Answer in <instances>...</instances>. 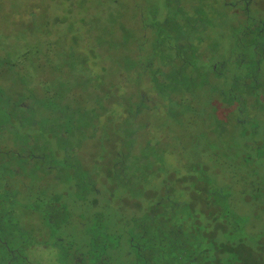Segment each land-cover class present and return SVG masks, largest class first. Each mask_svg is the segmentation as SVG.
<instances>
[{"label": "trees", "instance_id": "16d2710c", "mask_svg": "<svg viewBox=\"0 0 264 264\" xmlns=\"http://www.w3.org/2000/svg\"><path fill=\"white\" fill-rule=\"evenodd\" d=\"M245 1L249 2L247 7L242 4ZM255 1L198 0L199 4L194 5L193 3L189 13L185 14L177 5L179 1L170 0V7H167L168 3L165 2V9L170 10L167 9L168 11L164 12L162 18H158L159 20L153 21L151 24L143 23L141 11L138 10L136 13L138 22L135 26L138 32L135 30L133 40L135 43L137 42V48L144 50V57L142 59L139 55V60H136L135 56L129 54L131 56L129 57L128 54L122 53L123 56L118 59L121 61L119 64L126 65V62L129 61L130 66L129 69L118 68L114 72V84H121L119 82L127 80L134 84H128L129 91L127 92H123L121 87L115 86L113 89L115 104L124 93H129V102L125 106L122 105L121 108H115L112 112L110 111L115 105L114 100L110 101L107 95L102 97L100 94L102 91L96 87L93 88L94 84L92 83L84 90L79 89L78 93L75 89L66 87L65 84L62 86L61 80L53 85H47L45 82L42 84V78L46 71L55 72V77H59V73L63 71L62 67H55L52 57L45 53L47 48L56 49L55 42L48 37H42L43 44L33 48L36 62L33 84L31 69L27 70L25 67V58L30 53V49L24 47L15 57L8 56L0 49L1 75L7 76L8 82L22 84L25 92L20 101L27 100L35 105L33 113L43 109L45 116L47 112L51 115L49 118L53 122V126L49 128L50 137L58 143L61 152L64 151L63 154L67 156H63L61 159L54 157L52 164L62 166L65 162V177L67 175L69 179L75 178V187L78 188L81 185V178L77 174L79 167L83 168V165L78 162L79 155L74 157L73 151H79L78 154H82V152L81 142L78 141L74 145L71 142L72 137H69L70 133L73 131L89 132L92 135L88 133V136L84 135L82 140L92 141L100 129L102 119L107 114L109 115L106 119H109L110 114L114 116L116 129L122 132L124 142L129 141V145L113 155L108 174L115 186L122 184L124 186L130 183L133 192L135 191L129 201L127 196L129 186H126L125 194H122L123 198L121 197L122 207L118 209L115 198L111 197L114 200L112 203L116 206L115 219L118 224H124L123 231H119L118 234L121 237L126 235L123 242L127 254L132 258L131 264H187L192 257H197L196 247L201 243L200 241L214 242L215 240L214 233L210 232L208 227L199 223L198 220H191L196 217V210L205 211L207 214L212 213L218 217L238 215L230 205L229 192L223 189L224 184L229 182L228 177L226 179L221 177V181L218 182L215 176L213 178L210 174L208 175L209 172L218 170L213 169L211 163L217 167V159H221L223 163L227 162L228 153L231 151L237 153L233 160L234 164L238 168L239 166L243 168L240 178L244 184L239 183L244 186L243 192H246L243 197L246 200L254 201V204L258 205V209L260 206L262 209L264 208V175L246 169V165L250 164L251 166L254 161L264 160V93H262L264 91V21L254 18L252 15ZM217 5L222 8V11H225V15L229 16V19L233 20L232 30L237 31L232 37L233 50L228 58L235 70V75L230 77H227V61L221 59L207 65L206 60H203L202 57L208 55V52L200 48L207 43V39L202 38L201 35L205 34V30L216 27V24L212 23L210 19L212 15H217V12L220 11L217 9ZM67 10L68 14H73L74 10L70 6ZM29 16L33 19V12H30ZM54 22L59 25L65 24V21H61L59 18H55ZM117 26L116 32L119 33L118 38L121 37V40H119V44L117 42L114 44L117 47L120 46L119 48L127 47L128 28L123 24ZM70 33L71 31L68 32L66 43L71 46L69 48L75 51L83 41L69 40ZM97 44L99 45L100 41ZM129 48L131 49L130 46ZM74 56L67 54L66 58ZM94 61L95 59L91 60V62ZM64 71L69 75L75 72L68 65ZM101 71L105 79L106 72L103 68ZM77 79L82 81V84H88V82L94 81V76L84 70L78 73ZM66 84L69 82L67 81ZM143 84H147V86L144 87ZM214 84H220L219 88H214ZM131 85L133 86L130 87ZM30 86L32 88L41 87V89L43 87L40 94H34L36 99H32L34 96L30 94L32 93V88H28ZM74 93L80 100L79 106L77 103H70ZM152 100L161 103L159 106L161 111L170 116V121L177 126L178 130L179 128L187 129V127L190 130L197 128L195 132H183V136L187 138L189 144L200 139L199 136L205 140L212 134L214 139H218L217 146L210 145L211 142L204 144L207 151H212V160L207 162L208 164L204 161L190 160L187 167L180 170L178 168V171H166L154 166L158 159L154 148L150 147L149 150L143 152L139 151L140 149H135L136 135L141 137L145 128V125L139 126L136 121L144 116V112L150 108ZM74 101L77 102L76 95ZM18 103L14 106L17 112L23 110L27 114L32 111L31 104H28V108L24 109L18 107ZM224 103L228 109V118H225L226 115L222 110ZM246 104H250L249 108ZM4 106L6 105L3 104ZM246 111L260 114V120L257 121L258 123L256 122L257 125L254 121L250 123V119L244 117ZM54 114L57 115L53 117ZM181 115H186L182 123L180 122ZM2 116V125L3 119L9 123H29L28 126L36 132L39 130L41 135L44 134L43 127L47 125L37 117H23L17 121L15 114L5 112V110ZM49 118L47 117V119ZM3 127L6 128L7 124ZM3 127V134L12 128L10 126L3 130ZM247 129H251L252 132L247 133ZM150 135L152 136V133ZM27 136L32 137L25 135L26 139L20 144H28ZM156 137L159 136L156 135ZM251 137L255 139L251 140ZM173 140H175V136L172 137L170 144L172 152L178 154L186 150L180 139H176L177 144L180 143L178 147ZM16 143L18 142L16 141ZM164 147L169 148V145L165 144ZM145 176L146 184L144 186ZM258 179H262L263 182L257 181ZM86 183H88L87 180ZM95 188L93 184L92 187L87 185L83 191L86 193L92 189L94 195L89 198L92 204L97 206L95 198L97 188ZM143 194L148 198L144 208L142 207ZM192 197L198 204L193 202ZM85 200L87 199L85 198L84 202ZM142 210H145L146 213L142 214ZM78 219L81 220L78 226L82 227L84 241L69 244L61 238H55L51 245L61 251V257L64 259L57 262L59 264H108L110 259L105 255L106 248L104 246L106 245L104 242L108 234L111 233L109 228L104 226L100 231H105L108 228L107 232H102L98 236L92 227L97 220L94 216L83 215ZM47 221L49 225L52 222L54 224L60 222L57 217ZM54 226L58 227V225ZM197 226L200 227V230ZM220 230H222L221 226ZM263 238L264 235H259V241ZM38 246L42 247V245ZM27 249L23 245V241H20L17 246L10 247L8 242L0 236V264H33L25 255ZM229 250L231 248H228ZM235 253L239 254L236 257H241L239 250L235 249ZM151 259L156 261L152 262ZM215 259L219 260L218 254H215ZM247 260L244 263H247ZM255 260H258L259 264H264V260L260 257H256Z\"/></svg>", "mask_w": 264, "mask_h": 264}, {"label": "rangeland", "instance_id": "374dc122", "mask_svg": "<svg viewBox=\"0 0 264 264\" xmlns=\"http://www.w3.org/2000/svg\"><path fill=\"white\" fill-rule=\"evenodd\" d=\"M176 1H179L177 5L185 14L189 13L193 3L194 5L199 4L198 0ZM165 2L168 3L167 7H170V0H0V49L10 57H15L24 47L30 49V53L25 58V67H27V70L31 69L33 84L36 63L34 49L43 44L41 41L42 37L46 36L55 42L56 49L47 48L45 53L52 57L54 66L62 67L63 71L59 73V77H55V72L46 71L42 78V84L45 82L47 85H53L61 80L62 86L65 84L66 87L75 89L76 93H78L80 92L79 89L84 90L92 83L94 84L93 88L96 87L102 91L100 93L102 97L107 95L110 101L114 100L115 104L113 94L115 86L121 87L123 92H127L129 91L128 84H134L128 80L119 82L121 84H114V72L118 68L121 70L129 69L130 66L129 61L124 65L119 64L121 61L118 59L123 56L122 53L133 55L136 60H139V55H141L142 59L144 57V50L137 48V42L135 43L133 40V35L138 32L135 27L138 22V14L136 13L140 10L143 23L151 24L153 21L159 20L158 18H162L165 11L170 10L168 8V10L165 9ZM202 5L205 4L202 3ZM68 6L74 10L73 14H68ZM217 6L220 11L217 12V15H212L210 19L212 23L216 24V27L205 30V34L201 35L202 38L207 39V43L200 48L208 52V55L202 57V59L206 60L205 63L207 65L221 59L227 61V77H230L235 75V70L228 58L233 50L232 37L237 31L232 30L231 23L233 20L225 15V11H222L219 5ZM34 9L36 10L35 12L32 11ZM30 12H33V19L29 16ZM252 15L254 18L264 21V0L255 1ZM55 18L65 21V24H56L54 22ZM120 24L128 28L126 36L127 47H123L125 51L114 44V42L118 43L121 40V37L118 38L119 33L116 32V27ZM135 30L137 31L135 32ZM70 31L69 40L74 39L75 42L83 41L77 46L75 51L69 48L71 46L66 43V40H68L67 35ZM98 41H100L99 45L97 44ZM67 54L75 56L67 59ZM130 55L129 57H131ZM92 59H95V61L91 62ZM67 65L70 69L75 70L73 74L69 75L68 72L64 71ZM102 68L106 72L105 79L101 71ZM84 70L94 76V81L82 84V81L77 79L78 73ZM1 74L0 63V95H2L4 105L9 103V106L6 105L3 108L5 112L17 113L15 109L11 111L12 103L15 106L21 100L24 88L20 83L8 82V77H3ZM67 81L69 84H66ZM57 85L61 86L60 84ZM143 85L144 87L147 86V84ZM219 86L220 84H214V88H219ZM104 89L105 92H103ZM38 91L39 89L35 87V92L37 93ZM124 94L117 100L118 102L116 101L117 104H113L114 106L110 112L115 108H121L122 105L128 104L129 93ZM75 95L77 102L74 101ZM74 97L70 103H77L79 106L78 95L74 93ZM26 105H28L26 100L20 104V106ZM246 105L249 108L250 104ZM159 106H161V103H156L152 100L151 106L145 110L144 116L136 121V124L139 126L145 125V128L141 137L136 135L135 149H140L139 151L143 152L149 150L150 147L154 148L158 154L157 163L154 166L157 169L161 168L166 171H178V168L180 170L187 167L190 160L204 161L208 164L207 162L212 160V151H207L204 148V144L205 142H211L210 145L215 144L217 146L219 144L218 139H214L212 134L206 137L205 140L199 136L200 139H196L195 142L193 141L189 144L187 138L183 135L188 131L195 132L197 128H191L190 130L187 127V129L179 128L178 130L177 126L170 121V116L166 112L163 113ZM108 115L100 122V129L94 140H82V137L84 135L88 136L89 132L73 131L69 135V137H72L71 142L74 145L78 141L81 142L82 154H79L78 162H81L83 168L79 167L78 170L77 176L81 178V185L78 188L74 186L75 178L69 179L66 175L65 183L61 187L60 183L56 185L57 188L53 184L46 183L35 191L38 178L34 168L27 174V178L30 180L29 189L31 194L27 195L26 192H20L15 189L14 187L17 185L16 179H13L11 183L12 189L0 187V236L8 242L10 247L17 246L20 241H23V245L28 248L25 255L28 256V259L33 264H59L57 261L64 260L61 257V251L51 245L55 238H61L63 241L69 242V244L83 242L82 227L78 226L81 223L78 218L83 215L87 217L94 216L97 219L92 227L98 236L102 233L100 230L104 226L109 228L111 233L108 234L104 242V245H106L104 246L106 248L105 255L110 259L108 264H131L132 258L127 254V249L123 242L126 235L124 234L121 237L118 234L119 231H123L124 224H118L115 219L116 206L112 203L114 200L111 197L115 198L118 209L122 207L121 199L123 198L122 194H125L126 186H129V193L127 190L129 201L135 191L133 192V187L130 183L124 186L123 184L115 186L110 178L111 176L108 174L113 155L119 150L122 151L123 148H127L129 141L124 142L122 132L116 129V122L113 120L114 116L110 114L109 119H106ZM185 116L181 115V123ZM35 117L38 120L42 119L45 124L49 120L50 125L53 126V122L50 118L47 119L43 109L37 110ZM53 117H55V114ZM244 117L249 118L250 123L254 121L255 124L260 120V114L252 111H246ZM10 123L3 119V126L7 124V127H3V130L12 126L11 130L4 132V136L2 135L0 142L3 145H13L17 140H22L25 135H32L33 133V130L28 126L29 123ZM150 133H152V136ZM34 134L36 136L37 132L34 131ZM89 134L92 135L91 133ZM156 135L159 137H156ZM173 136H175V140H173L175 145L177 144L176 139H180V142L186 147L184 152L177 154L171 151L170 144ZM37 140L35 144L41 145L47 150L57 149L58 143L52 137L47 138L39 134ZM165 144H168L169 148L164 147ZM179 145L180 143L177 144V147ZM236 154L233 151L229 152L227 162L224 163L221 159H217V167L211 163L213 169L218 170L215 172L211 171L208 175L210 174L213 178L215 176L218 182L221 181V177L225 179L228 177L229 182L224 184L223 189L229 192L231 197L230 205L238 215L234 217H218L212 213L207 214L205 211L196 210L195 216L197 218L193 217L191 220H198L199 223L208 227L210 232L214 233L215 240L214 242L200 241L201 243L196 247L197 257H194V260L191 263L187 262V264H259L258 260H255L256 257L264 260V238L259 241V235H264V208L262 209L260 206L258 209V205L254 204V201L246 200L243 197L246 192H243L244 186L239 184H244L240 178L243 168L240 166L238 168L234 164L235 161L233 162V160ZM246 169L257 171L264 175V160L254 161L251 166L250 164L246 165ZM3 171H5V168L0 164L1 175ZM88 173L90 174L87 176ZM86 180L88 183H86ZM257 181L263 182L262 179ZM92 184L93 187L97 188H95L97 190V193H95L97 206L93 205L89 198V196L94 195L92 189L86 193L83 191L87 185L92 187ZM145 184L146 176L144 186ZM1 185L2 182L0 180ZM143 191L146 192L145 190ZM48 192L61 193L57 198H53L58 203V209H60V212L58 211L57 213V219L60 220L58 224L52 222L49 225L47 221L48 216H52V211L46 206L43 196ZM62 192L66 194L60 200ZM145 194L142 196L143 208L148 199ZM27 198L32 200H26ZM85 198L87 200L84 202ZM107 198L109 200H106ZM191 199L198 204L195 198L192 197ZM145 213L146 211L142 210V214ZM54 225H58V227ZM220 226L222 230H220ZM197 227L200 230V227ZM202 230L204 231V229ZM40 240L42 241L41 243L38 242ZM38 245H42V247L39 248ZM228 248H231V250L228 251ZM235 249L239 250L241 257H236L239 254L235 253ZM215 254H218V261L215 259ZM154 260L151 259L152 262ZM246 260L247 263H244Z\"/></svg>", "mask_w": 264, "mask_h": 264}, {"label": "flooded vegetation", "instance_id": "af4514ba", "mask_svg": "<svg viewBox=\"0 0 264 264\" xmlns=\"http://www.w3.org/2000/svg\"><path fill=\"white\" fill-rule=\"evenodd\" d=\"M248 1L242 2V4L247 7L248 6ZM32 88V86L28 87ZM39 91L37 94H40L41 87H38ZM25 92V91H24ZM264 93V91H262ZM24 94V93H23ZM28 94V93H27ZM31 95L36 94L35 88H32V93ZM49 96V95H48ZM37 97H33L32 99H36ZM0 141L2 138L3 131H2V115H3V102H2V95H0ZM24 101V100H23ZM27 101V100H26ZM22 101L18 103V107H22L24 109L28 108L29 105L26 106H20ZM28 104H31L29 101H27ZM9 106V103L6 104ZM14 109V105L12 103L11 111ZM31 109L32 113L27 112L24 113L23 110H19L17 113H11L15 114V117L17 121H19L23 117H35V113L33 111L35 110V105L31 104ZM222 110L224 111L226 117L228 118V109L226 108V105L224 103V106L222 105ZM57 115V114H55ZM46 116L49 118L51 115L49 113H46ZM18 124V123H16ZM50 122L48 120L47 125H45L42 129L44 132L45 137H50ZM227 128V127H226ZM228 129V128H227ZM252 132L251 129H247V133ZM40 134L39 130L36 134L38 137ZM61 135V134H60ZM59 135V137H60ZM32 137L27 136L28 139V144H20L21 141L25 140L26 138H23L22 140H17L18 143H14L13 145H3L0 142V164L4 166L5 171L2 172V175L0 174V180L2 182V185L0 187H4L5 189H12L11 183L13 182V179H16L17 185L14 187L15 189H18L20 192H26L27 195L31 194L30 189H29V179L27 178V174L32 171V168L36 169V176L38 178V182L35 186V191L37 189H40L42 186H44L46 183L53 184V185H59L60 187L65 183L66 177H65V167L64 164L62 166H57L56 164H52L54 161V157L56 159H61V157L66 156V154H63L61 152V149L57 146V149H52V150H47L46 148H43L41 145L35 144L37 138L35 137L34 130ZM255 137V136H254ZM254 137H251V140L255 139ZM39 139V138H38ZM38 141V140H37ZM248 143V142H247ZM74 157H77L79 155V151L74 150ZM73 156V155H72ZM70 156V157H72ZM67 157V156H66ZM79 158V157H78ZM77 159V158H76ZM35 165V166H34ZM75 165V164H74ZM4 182V183H3ZM57 188V186H56ZM39 191V190H38ZM52 191V190H51ZM61 194V193H60ZM60 194H55L54 192H48L44 194L43 198L46 201V206L50 211H52V216H48L47 220H52L53 218L57 217L58 211L60 212V209H58V203L53 200V198H57L58 195ZM66 193L62 192V195L60 196V200L62 199V196L65 195ZM36 198V197H35ZM26 200H32V199H26ZM50 200H53L51 202H48ZM58 201V200H57ZM61 215V213H60ZM108 229L105 231L102 230V232L106 233ZM196 258V257H195ZM194 260V257H192L190 263ZM189 263V264H190Z\"/></svg>", "mask_w": 264, "mask_h": 264}]
</instances>
